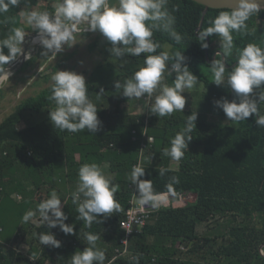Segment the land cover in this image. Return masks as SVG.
I'll return each mask as SVG.
<instances>
[{"label": "trees", "instance_id": "trees-1", "mask_svg": "<svg viewBox=\"0 0 264 264\" xmlns=\"http://www.w3.org/2000/svg\"><path fill=\"white\" fill-rule=\"evenodd\" d=\"M110 2L115 4L117 0ZM39 3L40 0H19L17 6L0 14V40L7 38L16 27H23L25 33L32 31L31 26L24 23L21 10ZM51 3L56 0H49L39 12L53 13ZM167 10L175 17L174 28L182 36L181 43L177 44L166 32L154 31L152 39L160 45L155 53H142L139 57L126 55L127 70L121 68L109 85L99 75L111 64L106 60L107 64L99 66L92 79L98 82L99 78L104 87L95 82L87 85L88 96L102 121L100 132L68 133L53 126L49 119L50 110L55 108L54 102L49 100L53 83L37 95L22 100L0 123V264H29L25 256L11 259L9 254L13 248L7 245L6 237L13 231L17 239L23 240L26 224L22 223L23 215L31 208L36 210L53 190L62 202L66 201L63 211L73 219L78 235L71 239L70 247L62 244L60 248H53L50 258L46 255L48 249H44L33 264H46L48 259L55 264H69V252L87 247L84 234L88 232L99 235L97 243L109 246L111 264H136L133 257H138L139 264H264V127L256 126L255 117L228 123L209 120L210 116L226 117L223 110L215 106V100L226 98L231 102V97L234 100L235 96L226 82L220 86L213 82L210 65L214 55L223 52L220 38L209 37V59L197 38L221 11L231 9H210L200 29L203 4L194 0H167ZM246 23V31L232 33L233 49L225 54L229 65H226V76L238 62L239 50L249 43L264 49V9ZM98 44L96 41L92 47ZM4 51L7 54L8 49ZM165 51L170 58L177 51L184 52L189 70L204 83L201 97L195 98L200 103L199 111L184 109V112L160 118L151 115L147 108L144 113H135L126 106L131 99L122 95V89L115 88L116 80L123 84L144 66L147 55ZM216 58L222 59V56ZM31 61L33 58L23 68ZM174 62L170 59L167 63L170 66ZM112 70L109 69L110 74ZM165 76V83L171 86L175 73L166 70ZM156 94L158 91L153 101ZM259 110L264 114V104L259 105ZM192 114H197L196 127L191 133L193 139L189 150L186 149L178 161L179 167L175 168L173 162L177 161L163 155V151L171 146V139L185 127L187 116ZM146 128L155 141L145 150L142 164L145 176L141 179L151 181L155 194L193 193L197 199L160 209L153 221L132 237V254L116 258V250L125 235L120 222L126 217L134 194L130 173L139 160ZM91 163L98 164L106 175H113L112 182L119 185L115 200L120 204V211L107 218L101 216L102 223L94 221L89 228L76 219L77 205L72 203L71 193L77 186L79 168ZM161 168L169 171L161 176ZM173 176L179 177L180 182L169 189ZM136 194L138 196L137 191ZM212 222H215L213 232L208 229L206 234H199V225L206 224L210 228ZM58 228L49 231L56 233ZM184 244L186 248L181 250L180 245Z\"/></svg>", "mask_w": 264, "mask_h": 264}, {"label": "clouds", "instance_id": "clouds-1", "mask_svg": "<svg viewBox=\"0 0 264 264\" xmlns=\"http://www.w3.org/2000/svg\"><path fill=\"white\" fill-rule=\"evenodd\" d=\"M19 0H0V14L17 6ZM54 12H24V23L37 32L33 43H39L44 49L41 56L56 60L58 54L65 51V46L71 48L82 42L83 33L99 32L110 43L108 49L112 57L123 58L126 55L139 57L142 53H155L160 47L152 39L154 31H162L177 43H181L182 36L175 28V17L167 10V0H117L113 4L110 0H56ZM264 8L261 0H235V7L231 11H221L211 22V26L199 32L198 40L201 47H209L206 42L210 36L220 38V47L224 54H230L233 49V32L247 30V21L254 14ZM23 27L11 30L7 38L0 40V84L10 80L14 74L8 65L16 61L21 55L30 60L31 52L23 51L25 37ZM81 37V41H77ZM8 52L5 53L4 49ZM221 52L216 53L220 57ZM174 59L170 66L168 61ZM187 57L184 52L177 51L170 58L167 51L157 55H147L140 67L130 79L123 84L116 80L115 88L122 89V95L129 99L145 98L152 101L147 109L151 115L160 117L170 116L174 112H184L186 89L198 85V77L189 70L185 63ZM213 82L225 85L231 89L235 99L231 102L222 98L215 100L216 107L223 110L228 121L240 122L255 117L257 127H264V114L259 105L264 104V49L254 43H249L239 50L238 62L226 73L224 59L216 58L211 61ZM175 73L173 84L163 83L165 71ZM53 81L49 100L55 108L50 110L49 119L55 128L68 133L87 130L96 134L102 130V121L98 117L96 105L88 96V86L85 77L75 71L58 70L52 76ZM200 84V82H199ZM158 91V94L153 95ZM197 114L187 116L185 127L170 141V147L165 148L163 155L173 161H180L189 150V143L193 139L191 133L196 127ZM195 122V124H194ZM150 141V137H149ZM169 169L161 168L159 175L164 176ZM145 176V169L136 165L132 168L130 179L138 193L140 206L151 205L158 207L162 197L152 190L150 180L141 179ZM168 185L178 184L179 177L170 178ZM119 185L112 182L102 168L96 164H83L78 170V181L75 191L71 193L72 203L77 205V220L83 221L86 227L93 222L102 223L100 217L107 218L114 212L120 211V204L115 200ZM66 204V201L63 202ZM39 214L40 223L48 229L59 227L64 234H75V226L66 223L68 216L62 208V200L55 190L51 191L48 199L41 201L36 210H28L22 217V223L35 222L34 217ZM99 235L91 232L84 234L87 245L84 250H77L70 258L69 264H104L105 252L97 247ZM39 243L53 248H60L62 242L54 233L39 234ZM34 260V255L30 256ZM139 264L138 257H133ZM111 264V262H110Z\"/></svg>", "mask_w": 264, "mask_h": 264}, {"label": "rangeland", "instance_id": "rangeland-1", "mask_svg": "<svg viewBox=\"0 0 264 264\" xmlns=\"http://www.w3.org/2000/svg\"><path fill=\"white\" fill-rule=\"evenodd\" d=\"M48 1L49 0H40L39 5L36 7H23L21 10L23 21L24 12L33 10L38 12L42 11L44 10ZM54 4L55 3H51L50 5L53 6ZM33 33L37 32H26V34L28 35ZM81 39V37H77L78 42H80ZM96 41L99 42V44L96 47H92ZM28 45V52H31V59L33 58V61H31L29 63L30 65H28L24 69L23 66H25L28 61L26 60L23 66L10 77V80L5 81L0 88V123L6 116L14 111L16 106L22 100L37 95L42 89L52 84L53 81L51 80V76L58 70L75 71L78 74H82L85 77L86 84L89 86L95 82L92 81V79L96 76L95 72L99 68V66H104L105 64H107L106 60L110 61L111 64L106 71L102 69V72L99 74L102 75L100 78H103V82L106 83V85H109V82L113 81L114 77L116 78L119 75V73L121 72V68H124L125 70H127L128 68L126 56L123 58V61L120 58L112 57V54L108 50L111 47L110 43H108L99 32L89 31L88 33H83L82 42L77 43L71 48L65 46V51L58 54L56 60L42 57L41 52L44 49L40 46V44H34L33 38H30L28 40ZM167 47L171 48L170 45H168ZM109 69H113L111 71V74L109 73ZM99 75H97V77ZM113 75L115 76L113 77ZM121 79L123 80V78ZM163 81L164 83L166 82L165 73ZM95 83L101 84L100 87H104V83H102L99 78L98 82ZM204 89V83L200 79H198V85L196 87L185 90V93H183V95L186 97L185 110H198L200 108V103L195 98H200ZM143 101V105L145 107L143 109H139L142 111L146 110L149 103V101H146V99H143ZM36 120L37 119H35V121ZM209 120L219 123L232 122L228 121L227 117L210 116ZM182 127H184V125ZM173 167H179L178 162H173ZM18 197L19 199H21V196ZM183 199L186 201V203L194 202L197 199V196L196 194L190 193L183 196ZM210 225V228L206 224L199 225V234H206L208 229L213 232L214 229L211 230V228L215 226V222L210 223ZM10 241L11 240H8L6 242L7 245H10L13 248V252L11 251V253L9 254L11 259H17L19 256L27 257V255L23 251L22 245L24 244V242L21 238L17 239L13 236L12 241ZM170 244V241H168V245ZM179 244L180 243H177V245ZM184 245H180L182 247L180 248L181 250H184L183 247L186 248V245ZM34 260H36V258Z\"/></svg>", "mask_w": 264, "mask_h": 264}, {"label": "built area", "instance_id": "built-area-1", "mask_svg": "<svg viewBox=\"0 0 264 264\" xmlns=\"http://www.w3.org/2000/svg\"><path fill=\"white\" fill-rule=\"evenodd\" d=\"M134 132L136 135L138 134L137 131ZM154 141V136L149 135L148 129L146 128L143 133V141L139 154V160L134 166H142L145 160V150L149 147L150 143L152 144ZM130 186L134 189V194L131 199L130 206L126 212V217L120 222L121 229L124 230L125 235L121 238V247L117 249L116 258L119 256H127L132 254V251L130 249L132 237L136 233L142 232L143 229L153 221L154 214L157 213L160 209L167 206H181L186 204V201L183 199V196H185V194H159L162 197V202L158 207L152 208L151 205L140 206L138 203V196L136 194V187L133 184H131Z\"/></svg>", "mask_w": 264, "mask_h": 264}, {"label": "crops", "instance_id": "crops-1", "mask_svg": "<svg viewBox=\"0 0 264 264\" xmlns=\"http://www.w3.org/2000/svg\"><path fill=\"white\" fill-rule=\"evenodd\" d=\"M164 83V81H163ZM143 99L145 98H141L139 100L132 98L131 100L128 101V104H126L127 107L130 108V110H132L135 113H144L146 110L142 111L139 109H143L145 106L143 105ZM139 110V111H138ZM107 176L112 177V174L107 173ZM29 187L32 188L31 184H29ZM197 196V195H196ZM64 203L62 202V208H64ZM30 210H35L34 208H31ZM34 221H29L28 223L25 224L24 230H25V236H24V244L23 246V251L24 253L27 255V257L29 258V264H33L35 261L30 259L31 255H34V259L37 257H39V255L42 254V251H45L44 249H48L46 255L47 258L51 257L52 254V249L53 247L47 246V245H41L39 243V234L40 233H47L49 231V229L44 228L43 224L40 223V218H39V214L37 213V216L34 217ZM66 223L73 225L74 221L73 219L70 217L68 218V220L66 221ZM29 225V226H28ZM39 231V233H38ZM54 233V232H52ZM56 238L58 240H60L62 242L63 245H67L70 247V241L72 238L76 237L78 234L75 231V234H64L62 231H60V229L58 228V231H56V233H54ZM15 237L14 232L12 231L6 238V240H11L12 241V237ZM10 241V242H11ZM97 247L101 250H103L105 252V257L107 259H105V262H107L106 264H110V260L108 259L110 251H109V246L107 245H101L100 243H97ZM41 251V252H40ZM117 251V250H116ZM40 252V253H39ZM112 252V251H111ZM73 252H69L70 257L73 255ZM66 257V256H65ZM69 257V258H70ZM54 258L57 260L58 256L57 254L54 255ZM69 258L67 257V261H69ZM113 260V259H112ZM114 261V260H113ZM112 262V261H111ZM46 264H55L53 263L50 259L47 260Z\"/></svg>", "mask_w": 264, "mask_h": 264}, {"label": "water", "instance_id": "water-1", "mask_svg": "<svg viewBox=\"0 0 264 264\" xmlns=\"http://www.w3.org/2000/svg\"><path fill=\"white\" fill-rule=\"evenodd\" d=\"M194 1L201 3L205 6V10L203 11V17H202L199 29L202 27L204 19H205V15L207 14V12L210 9H232L233 7H235V0H194ZM261 2H262V5H264V0H261ZM262 9H264V8H262ZM37 35H38V33H33V34H29L25 37V41L22 45L23 51L25 54L28 53V48H29L28 40L30 38L36 37ZM207 43L210 46V38L209 37L207 38ZM206 51H207V58L209 59L210 58L209 47L206 49ZM220 52H221L222 59L225 60V54L222 51H220ZM214 59H216V54L213 57V60ZM25 62H26V60L24 59V56L21 55L15 62H11L8 65V68L13 73H15L19 68H21L23 66V64ZM225 63H226V61H225ZM235 64H233L232 66H234ZM226 65L229 67V65L227 63H226ZM1 86H2V84H0V88H1ZM232 100H233V96L231 97V101Z\"/></svg>", "mask_w": 264, "mask_h": 264}, {"label": "bare ground", "instance_id": "bare-ground-1", "mask_svg": "<svg viewBox=\"0 0 264 264\" xmlns=\"http://www.w3.org/2000/svg\"><path fill=\"white\" fill-rule=\"evenodd\" d=\"M36 38H37V36L33 38V41H34ZM34 44H39V43H34Z\"/></svg>", "mask_w": 264, "mask_h": 264}]
</instances>
